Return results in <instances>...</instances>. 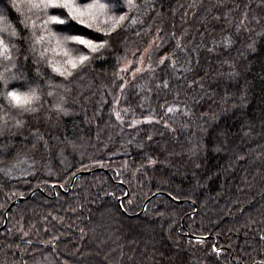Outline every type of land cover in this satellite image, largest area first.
<instances>
[{
    "label": "trees",
    "instance_id": "16d2710c",
    "mask_svg": "<svg viewBox=\"0 0 264 264\" xmlns=\"http://www.w3.org/2000/svg\"><path fill=\"white\" fill-rule=\"evenodd\" d=\"M247 2L224 0L218 6L217 0H135L138 6L131 9L125 3L123 12L112 13L128 17L123 25L111 37L97 34L110 40L112 55L93 61L69 85L72 92L64 105L68 114L57 115L56 98L46 97L50 119L43 113L39 120L17 116L27 122L19 130L10 123L0 135V244L15 241L28 251L13 248L16 255L10 252L9 260L237 264L234 257L264 245L259 240L264 234V35H259L264 32V11L253 0L245 26L237 32ZM9 5L10 0H0V11ZM18 17L12 10L11 19ZM173 34H183L187 48L181 58L191 59L192 70L179 82L156 67L172 50ZM224 37L234 41L230 48H224ZM253 40L255 47L249 49ZM153 41L150 64L155 74L147 68L134 79L128 71L118 78L119 68ZM40 67L55 76V83L62 81L50 67ZM233 71L235 77H228ZM35 76L36 66L29 60L25 77L31 81ZM159 77L169 79L172 87L157 89ZM44 78L38 79L42 83ZM125 81L131 82L127 89L135 112L120 122L113 109L126 105L114 104V98L123 100L118 85ZM225 93L230 102L222 104ZM168 106L172 113H167ZM149 110L153 123L143 122ZM133 120L141 123L130 127ZM30 128H39L43 140H33ZM197 137L203 138L205 150L193 156L188 142ZM145 153L156 163L149 165ZM97 168L103 171L77 177L68 190L75 173ZM156 192L164 195L139 213ZM18 197L24 199L5 216ZM24 233L28 235L21 240ZM213 244L222 249L219 257L211 252Z\"/></svg>",
    "mask_w": 264,
    "mask_h": 264
},
{
    "label": "snow or ice",
    "instance_id": "6c2138e0",
    "mask_svg": "<svg viewBox=\"0 0 264 264\" xmlns=\"http://www.w3.org/2000/svg\"><path fill=\"white\" fill-rule=\"evenodd\" d=\"M144 2L149 4V0H144ZM252 2L253 0H249L244 4L245 12L240 24L237 26V32L245 26L244 21L248 19ZM125 3L129 9L138 6L135 0H107L106 3L101 2V0H91V2H84V0H10V5L6 7V10L0 11V96L3 97V103H0V135L9 129L10 123L12 127L18 130L26 126L27 122L24 119H17V116L27 115L39 120L41 113H43L45 120L50 119V111L45 106L46 97L56 98L53 107L57 115L68 114V109L64 105L67 102L66 97L72 92L69 85H72L78 79L80 72L93 61L104 60L107 56L112 55L110 40L97 34L102 33L103 37H111L112 33L123 25L128 17L112 13L123 12ZM223 3L224 0H217L218 6H223ZM149 6L151 8L155 7L154 5ZM255 7L264 11V0H257ZM12 10L19 14L15 21L11 19ZM252 18L257 23L260 22L257 16ZM136 22L135 19L132 20V23ZM140 23L142 24L143 21H140ZM160 31V29H157L158 34ZM259 35H264V32ZM172 39L174 40L172 50L161 56L156 67L165 72L169 78L174 77L179 82L182 78L186 79L182 75L184 72L192 70L191 59L190 57L181 58V53H184L187 48L183 34L179 37L173 34ZM221 42L224 48H230L234 41L230 37H224ZM255 43L256 41L253 40L249 44V49H254ZM154 45L155 42L153 41L149 48L144 50L148 54L149 60L151 59L150 49ZM156 46L158 47V45ZM208 50L213 51V49ZM21 56L23 57V63L20 62ZM143 59L141 57L139 62L143 63ZM29 60L36 66V76L31 81L25 77ZM223 63L226 64L227 61H223ZM41 64L50 67L51 72L62 78V81L55 83V76L42 73ZM127 71V66L119 68L117 77L123 79L119 77V73H126ZM142 71L144 70L136 68L132 73L133 79L137 73ZM147 71L154 75L156 69L149 64ZM227 75L232 78L235 77L236 73L233 71ZM42 76L45 78L41 83L38 78ZM158 80L157 89L167 90L172 87L169 79L159 77ZM10 81L17 83L10 86ZM130 83V81H125L118 85L123 100L120 97L114 98V104L126 105L120 111L113 109L116 120L120 122H123L124 115L135 112L134 101L129 99L132 93H128L127 89V85ZM21 88H26V90L22 91ZM244 99L245 97L242 95L238 103L242 105ZM212 102H215V98H212ZM229 102L225 93L221 97V103L227 104ZM136 106L142 107V105ZM166 111L172 113L174 108L168 106ZM221 111H226V109L221 108ZM214 115L215 113H213ZM143 122H154L151 110H149V115ZM155 122L159 123L161 121ZM139 123L141 121L133 120L129 126ZM164 126L165 128L169 127L166 121ZM197 127L199 126L197 125ZM30 135L36 142L43 140L39 128L34 131L30 128ZM147 139L151 141L152 136L147 135ZM202 139V137H197L195 141L189 140L187 150L191 155L195 156L200 151L205 150ZM44 146H48L46 141ZM139 146L147 147L143 143ZM73 148H75V145H73ZM213 150L219 151L220 149L214 148ZM145 155L149 165L156 163L151 155H148V153H145ZM120 207L123 209L124 205L121 204ZM27 235V233H24L20 239L23 240L24 236ZM259 240L264 242V234L259 235ZM26 243L31 244L32 241L28 240ZM191 243L190 240L189 244ZM210 247L215 256L219 257L221 255L222 249L217 245L213 244ZM13 248L21 253L28 251L27 248H21L15 241L0 244V253H3L0 264H26L23 256L18 260L8 259L10 252L13 256L16 255ZM253 252L255 255H253ZM122 255L123 253H121ZM245 255L247 256L246 260ZM257 257L259 258L257 259ZM234 260L237 264H240V261H244V264H264V245L259 249H252L251 252L245 250L244 254L240 257H234ZM33 264H39V262L33 258ZM116 264H123V261L119 260Z\"/></svg>",
    "mask_w": 264,
    "mask_h": 264
},
{
    "label": "water",
    "instance_id": "95a60500",
    "mask_svg": "<svg viewBox=\"0 0 264 264\" xmlns=\"http://www.w3.org/2000/svg\"><path fill=\"white\" fill-rule=\"evenodd\" d=\"M95 171H103V170H102V168H97V169H93V170H89V171H79V172L75 173V174L72 176V179H71V182H70V184H69L68 190L71 188V186H72L74 180H75L77 177H79V176H81V175H88V174H91L92 172H95ZM54 187H55V186H53V188H54ZM60 189H61V188H60ZM61 190H63V189H61ZM63 191H64V190H63ZM32 194H33V192H31V193H30L27 197H25V198L30 197ZM127 194H128V190L126 189L124 196H126ZM159 195H164V193L156 192V193L152 194L151 196H149L148 198H146L145 201H144L143 204H142V208H141V210L139 211V213H142V212L145 210L147 204H148V203H149L154 197L159 196ZM167 196H169V195H167ZM169 197H170V196H169ZM23 199H24V197H18L17 199L13 200V201L9 204V207L6 209V211H5V216H6L7 211L9 210V208H10L12 205L21 202ZM117 201H118V205H119V207H120V205H121V203H120V202H121V198H118ZM176 201H177V202H182L181 200H176ZM120 208H121V207H120ZM121 209H122V208H121ZM122 210H123V209H122ZM139 213H136V214H134V215H137V214H139ZM128 215H129V214H128ZM130 216H133V215H130ZM5 222H6V220L4 221L3 225L1 226V228L4 227ZM192 237H197V236H192Z\"/></svg>",
    "mask_w": 264,
    "mask_h": 264
},
{
    "label": "rangeland",
    "instance_id": "374dc122",
    "mask_svg": "<svg viewBox=\"0 0 264 264\" xmlns=\"http://www.w3.org/2000/svg\"><path fill=\"white\" fill-rule=\"evenodd\" d=\"M141 57H143V63H140ZM131 62V63H129ZM150 64V60L148 59V54L145 53V51H142L138 56L135 57V59L127 61L123 67L127 66L128 72L132 73L135 71L136 68H141L143 70L147 69Z\"/></svg>",
    "mask_w": 264,
    "mask_h": 264
}]
</instances>
